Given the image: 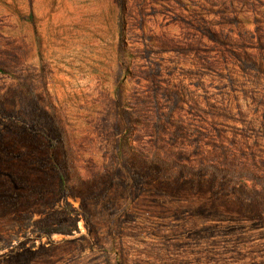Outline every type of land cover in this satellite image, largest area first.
Wrapping results in <instances>:
<instances>
[{
    "label": "rangeland",
    "instance_id": "1",
    "mask_svg": "<svg viewBox=\"0 0 264 264\" xmlns=\"http://www.w3.org/2000/svg\"><path fill=\"white\" fill-rule=\"evenodd\" d=\"M0 264H264V0H0Z\"/></svg>",
    "mask_w": 264,
    "mask_h": 264
}]
</instances>
